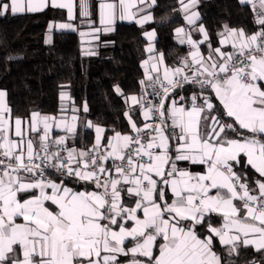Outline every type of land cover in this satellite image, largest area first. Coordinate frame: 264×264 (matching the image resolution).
Wrapping results in <instances>:
<instances>
[{
    "label": "snow or ice",
    "instance_id": "6c2138e0",
    "mask_svg": "<svg viewBox=\"0 0 264 264\" xmlns=\"http://www.w3.org/2000/svg\"><path fill=\"white\" fill-rule=\"evenodd\" d=\"M239 2L261 27L249 34L224 25L219 44L232 51L213 47L197 23L199 0H178L190 26L176 29L190 47L180 65L167 66L155 49V30L145 31L144 94L125 97L130 132L106 137L104 127L88 121L95 140L87 150L68 145L81 109L73 106L70 118L13 117L0 90V264H234L241 247L264 250V0ZM155 4L102 2L103 29L80 35L99 39L94 33L114 31L118 19L143 27L153 21L148 9ZM75 7V0H0V16L53 8L66 9L73 21ZM79 7L91 26L88 0ZM53 29L76 26L51 22L49 43ZM186 84L198 91L177 92ZM134 106L142 123L130 114ZM53 128L66 135L53 138ZM249 166L258 178H249Z\"/></svg>",
    "mask_w": 264,
    "mask_h": 264
},
{
    "label": "trees",
    "instance_id": "16d2710c",
    "mask_svg": "<svg viewBox=\"0 0 264 264\" xmlns=\"http://www.w3.org/2000/svg\"><path fill=\"white\" fill-rule=\"evenodd\" d=\"M200 1L201 22L213 47L220 46L218 34L226 24L249 34L261 27L255 23L251 7L239 0ZM156 3L155 21L147 28L157 31V49L163 53L167 66L176 67L187 55V48L174 41L175 28L184 24L183 16L178 14L180 4L178 0H156ZM90 6V19L94 21L93 27H97L98 1L91 0ZM80 19L78 13L75 21L78 26ZM53 21L67 22V12L48 8L40 13L0 16V90L7 92L13 117L28 119L33 112L57 115L60 95L67 90L81 111L87 104L89 110L83 116L104 127L106 137L112 130L130 132L125 97L143 93L139 82L145 78L141 66L146 60L144 29L136 24H118L113 32L101 35L94 55H86L78 32L55 30L52 43H46L49 24ZM203 52H207L206 46ZM117 86L123 96L116 92ZM192 90L198 88L188 86L177 92L188 96ZM94 140L93 130H78L69 146L87 150ZM247 172L250 179L258 178L250 167ZM68 185L74 189L82 187L80 183ZM217 248L223 258L226 251L219 245Z\"/></svg>",
    "mask_w": 264,
    "mask_h": 264
},
{
    "label": "crops",
    "instance_id": "0c3cea01",
    "mask_svg": "<svg viewBox=\"0 0 264 264\" xmlns=\"http://www.w3.org/2000/svg\"><path fill=\"white\" fill-rule=\"evenodd\" d=\"M98 1V26L97 27H93V24L91 26H89L87 23H85V21L88 19V18H85V17H81V23L80 25H76L75 24V21L77 19V15L78 13L80 14V7H79V0H75V4H76V7H75V15H76V19L73 20V21H67V22H70V23H73L74 26H76V31H72V30H60V29H53L52 33H54V31H59V32H78L79 33V36H80V40H81V44H82V50L83 52L86 54V55H94L96 53V50H97V46L100 42V37L102 34H108V33H111V32H99V33H94V35H98L99 39H92L91 36H84V37H81L80 35V32H90L91 28H101L103 29V25L100 24V8H99V5L102 3V2H112V0H97ZM89 2V11L91 13V0H88ZM201 1L199 0V5H200ZM198 5V7H199ZM157 6V3L150 9H148V11L153 15V10L156 8ZM67 12L66 9H63ZM197 11H199V9L197 8ZM24 14H34V13H24ZM178 14L183 16L184 18V14L180 11V5L178 7ZM16 15H23V14H16ZM91 17V16H90ZM155 21V18L153 17V21L145 24L143 27L139 26L138 24H136L134 21H127V20H117L116 23L114 24V30L116 28V26L118 24H121V23H126V24H136L138 25L139 27L143 28L144 31H152V30H155V29H149L147 28L149 25H151L153 22ZM202 15H200V20L197 22L198 24H202ZM203 25V24H202ZM228 25V24H226ZM185 28V29H189L190 26L187 24V21L184 19V24L181 25V26H178L175 28V31H174V41L175 43H177L179 46H182V47H185L187 48V55L186 57L189 55V52H190V47L189 45H187L186 43L185 44H181L179 42V40L177 39L176 37V29L177 28ZM229 28H231L229 25H228ZM233 29V28H232ZM49 32V31H48ZM48 32H47V35H48ZM113 32V31H112ZM156 32V39L154 41V44H155V49L157 51V53H162V52H158V44H157V40H158V35H157V31L155 30ZM145 33V32H144ZM46 35V43L47 44H51L47 41V38L48 36ZM193 35V39H200L201 36L199 33H196V32H193L192 33ZM143 37H144V40H145V49L146 47L148 46L149 44V41L147 40L146 36L143 34ZM53 41V39H52ZM206 45L202 44L201 45V50L203 52V47H205ZM219 47H222V50L224 51H232L231 47H223V46H219ZM92 53V54H90ZM205 53V52H204ZM145 54H146V59L148 58V53L145 51ZM207 54V52L205 53V55ZM144 62V61H143ZM164 63L166 64V60H165V57H164ZM167 65V64H166ZM142 69L144 71V67H143V63H142ZM145 79V78H144ZM149 91V90H148ZM64 94H66V97L64 99L61 98V95H60V112L57 114V115H54L56 117H66V118H70L71 115H73L71 109L73 108V106L75 108H78L80 109L79 107H77L75 105V101L74 99L72 98L71 94L69 93V91H64L63 92ZM62 94V93H61ZM144 93H140V94H133V95H137V96H141L143 95ZM183 94V93H181ZM184 95V94H183ZM132 95H129V96H126V97H130ZM7 102H8V95H7ZM127 104V107H128V110H129V104ZM128 112V111H127ZM126 112V113H127ZM83 111H80L79 113H77L79 115V121H78V124H77V131L78 130H93L94 131V128H89L87 127V122L90 121L88 120L86 117L83 116ZM133 118H137V123H142L143 121V118H142V114L137 112L136 111V107L134 106L133 107V111L130 113ZM41 115H50V114H41ZM53 116V115H51ZM128 120V118H127ZM76 131V132H77ZM95 132V131H94ZM52 137L53 138H56V137H59V136H63V135H66L65 132L61 131L60 129H57V128H53V131L51 133ZM72 140V139H69L68 140V145H69V141ZM83 150H86V149H83ZM244 158V157H243ZM245 159V158H244ZM180 167H184V168H187L188 170L192 171V172H196V173H202L204 171H206V166H202V165H193V164H189L188 162H180ZM250 167V166H249ZM251 168V167H250ZM254 171V170H253ZM258 175V174H257ZM82 187H80L79 189H76V190H85V189H88V190H91V186L90 185H83V184H80ZM69 186V185H68ZM71 187V185H70ZM215 217V216H214ZM219 217H215V220L218 221L220 220V218L218 219ZM239 255L238 256H234L232 257L231 259L233 260L234 264H262L263 261H264V250H261V251H256L254 249L253 246H248V247H241L239 250ZM225 256H226V253H225Z\"/></svg>",
    "mask_w": 264,
    "mask_h": 264
},
{
    "label": "built area",
    "instance_id": "2783aa9c",
    "mask_svg": "<svg viewBox=\"0 0 264 264\" xmlns=\"http://www.w3.org/2000/svg\"><path fill=\"white\" fill-rule=\"evenodd\" d=\"M253 11V10H252ZM254 12V11H253ZM255 13V12H254ZM188 86H192V85H184V88L183 89H177V90H180V91H183L185 88H187ZM149 92H151V89H149ZM150 99L152 98V97H149ZM262 264H264V261H263V263Z\"/></svg>",
    "mask_w": 264,
    "mask_h": 264
},
{
    "label": "rangeland",
    "instance_id": "374dc122",
    "mask_svg": "<svg viewBox=\"0 0 264 264\" xmlns=\"http://www.w3.org/2000/svg\"><path fill=\"white\" fill-rule=\"evenodd\" d=\"M52 34H53V33L51 32V36H52V39H53V35H52ZM48 35H49V32H48ZM48 35H47V36H48Z\"/></svg>",
    "mask_w": 264,
    "mask_h": 264
}]
</instances>
